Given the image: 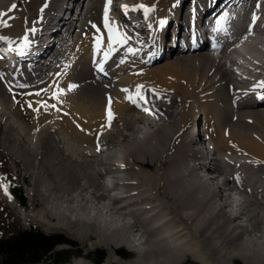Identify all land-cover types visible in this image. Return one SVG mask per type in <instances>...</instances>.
I'll list each match as a JSON object with an SVG mask.
<instances>
[{
    "label": "bare ground",
    "instance_id": "6f19581e",
    "mask_svg": "<svg viewBox=\"0 0 264 264\" xmlns=\"http://www.w3.org/2000/svg\"><path fill=\"white\" fill-rule=\"evenodd\" d=\"M101 1L102 8L89 0L72 40L38 73L15 76L0 60V138L34 167L30 208L44 204L30 218L111 251L134 233L136 242L127 238L137 244L134 264L185 256L199 264L264 263V97L256 95L264 94V0L238 18L236 33L250 23L253 34L230 49L223 30L207 39L182 10L208 9L212 0H110L107 20L108 0ZM23 2L0 0L7 13L0 33L14 41L43 37L42 27L65 7L64 0ZM119 6L127 12L115 15ZM201 118L213 179L190 143ZM44 166L45 193L38 188Z\"/></svg>",
    "mask_w": 264,
    "mask_h": 264
},
{
    "label": "rangeland",
    "instance_id": "374dc122",
    "mask_svg": "<svg viewBox=\"0 0 264 264\" xmlns=\"http://www.w3.org/2000/svg\"><path fill=\"white\" fill-rule=\"evenodd\" d=\"M99 4L101 5V8H102V1L101 0H100ZM108 4H109V0H108ZM119 4L120 3H117V5H119ZM21 6L22 7L24 6L23 0L22 1L19 0L18 8H21ZM132 7L129 8L131 15H133L132 12L134 11V8H135V10L137 9V11L139 8L135 4H132ZM97 10H93V11L96 14V17L100 19L99 15L102 14L101 13L102 9H97ZM112 17H113V15H112ZM140 24H143V22H141ZM169 30H171V28ZM169 37H170V34H169ZM169 37L167 38V41H165V42L169 41L168 40ZM166 55H169V52H167V54H165V56ZM231 67H233V66H231ZM20 97H21V95L20 96L17 95L18 101L20 100ZM11 100L12 99L10 98V104L13 107L14 104H13V102H11ZM0 108H2V107H0ZM174 108H172L171 110H173ZM26 113L27 112L24 111V114L22 115V119H21V121H19L20 123L22 122L25 125L28 122V117H27ZM31 133H33V132H31ZM20 137H22V135ZM207 146L211 147V142L207 141ZM111 152L113 153V151H111ZM23 155H24V151H22L21 149H17L16 146L4 145V143L2 142V139L0 138V234L12 231L14 228H17V227L26 228L30 225H36V226L40 227V225L35 223L32 220V218H30L29 211H30V213L37 214V213H39V210L41 209V207L44 206V204L37 201L35 206L34 207L31 206V208H30V201H29L28 197L26 196V190L29 187H32V181L34 180V176L31 172L34 169V167L23 164V161L20 158V156H23ZM30 163L32 164V161L31 162L29 161V164ZM41 172L42 173H40V174L42 176L40 177V180H39L40 182H38V185H39L38 188L41 189V191H44V193H45V190H44L45 189V166L43 167ZM201 172L203 173V171H201ZM6 183H9V184L13 183V184H16L22 188L23 194L27 200L26 208L24 210H21L19 207H13L8 202L7 194L4 190L5 189L4 184H6ZM43 230H45V229H43ZM45 232H48V231L45 230ZM48 233L61 235V237L68 240V243L70 245H71L70 242H76L77 244L80 245L82 250H84V247L87 246V247H89V248H87L88 251L89 250H92V251L95 250L96 252H98V251L99 252H102V251L105 252V260H104L103 264H121V263H117L118 261H116V262L109 261L108 258L111 260V256H109V251H111V250L107 249L106 246H100V245H97L96 243L92 242L93 237H90L86 241H78L67 230H65L63 228H60V229H57L54 231H49ZM125 237H126V241L123 242L124 245L127 244L128 236L125 235ZM252 238H254V237L252 236ZM60 246H62V245H57L54 247V249L58 250V251H62V250H66V249H68V250L73 249L70 246H63V247L59 248ZM121 247L123 250H125V248L123 246H121ZM114 249H116V247L112 248V250H114ZM142 249H143V247H142ZM113 260L115 261L116 258L113 257ZM186 261H191V262L199 264L197 261H194L190 257H187V256L183 257L182 260H180V262L176 263V264H184ZM236 263L243 264L236 257L234 259H229L227 261V264H236ZM262 264H264V263H262Z\"/></svg>",
    "mask_w": 264,
    "mask_h": 264
},
{
    "label": "trees",
    "instance_id": "16d2710c",
    "mask_svg": "<svg viewBox=\"0 0 264 264\" xmlns=\"http://www.w3.org/2000/svg\"><path fill=\"white\" fill-rule=\"evenodd\" d=\"M6 188L9 197L25 203L18 186L7 184ZM63 241L66 240L60 235H48L35 226L0 235V264H55L68 260L70 255L66 252L53 251ZM103 258V252H99L97 262H101ZM184 264L196 263L188 261Z\"/></svg>",
    "mask_w": 264,
    "mask_h": 264
},
{
    "label": "snow or ice",
    "instance_id": "6c2138e0",
    "mask_svg": "<svg viewBox=\"0 0 264 264\" xmlns=\"http://www.w3.org/2000/svg\"><path fill=\"white\" fill-rule=\"evenodd\" d=\"M109 2H110V0H109ZM125 7H127V6H125ZM140 7L141 8H144L145 6L144 5H140ZM16 8V5L15 4H13V5H11V9H10V11L11 10H14ZM149 9H147V8H145V11L147 12ZM0 16H7V13H0ZM105 19L107 20V10L105 11ZM255 19H256V17L254 16L253 17V20L255 21ZM0 24H3V26H7V24L4 22V21H0ZM110 31H111V29H110ZM7 37H4V36H0V40H5V41H7ZM110 39H111V37H110ZM121 43H123V42H126V41H123V40H121L120 41ZM24 44H25V46H27L28 45V39H27V37L25 36L24 37ZM261 87H264V82H261V85H260ZM70 87H75V85H71ZM142 87V86H141ZM62 91V90H61ZM139 91H140V89L138 88L137 89V95H139ZM36 95H40V93H36ZM141 99L143 98V97H140ZM52 99H54V100H58L59 99V96H58V94L57 93H53V96H52ZM128 99L133 103V104H136L137 103V100L136 99H134V98H132V97H128ZM109 104H111V98H109ZM29 106H31V105H29ZM48 105L46 104V103H44V104H42V107H47ZM52 107L53 108H55V105H52ZM58 110V109H57ZM108 118H109V121L111 120V118H112V113H111V111H110V109H109V112H108ZM5 190V192L7 191V189L5 188L4 189Z\"/></svg>",
    "mask_w": 264,
    "mask_h": 264
}]
</instances>
